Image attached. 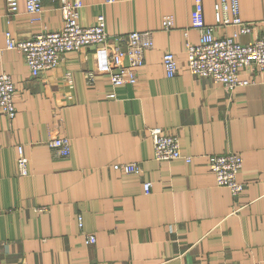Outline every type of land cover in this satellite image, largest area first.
Returning a JSON list of instances; mask_svg holds the SVG:
<instances>
[{"label": "crops", "instance_id": "1", "mask_svg": "<svg viewBox=\"0 0 264 264\" xmlns=\"http://www.w3.org/2000/svg\"><path fill=\"white\" fill-rule=\"evenodd\" d=\"M71 1L41 0L42 11L29 13L18 0L8 17L0 0V73L16 89L14 117L0 113V263L264 264V72H244L254 80L231 91L189 72L185 40H198L194 0H82L81 25L102 13L111 36L151 32L137 81L112 85L99 69L107 56L93 46L33 78L22 54L4 48L5 32L22 40L59 29L60 7ZM201 1L214 35H231L233 26L216 24L219 0ZM238 4L242 20H264V0ZM256 31L237 39L248 42ZM166 51L178 62L173 76L162 65ZM88 70L97 72L92 84ZM148 127L176 134L191 160L155 159ZM58 134L70 138L66 157L46 143ZM19 145L27 174L17 169ZM229 150L243 158L245 186L236 196L215 183L207 164L208 154ZM115 162H139L142 171L115 170ZM143 181L151 182L148 193ZM85 233L95 242L85 243Z\"/></svg>", "mask_w": 264, "mask_h": 264}, {"label": "built area", "instance_id": "2", "mask_svg": "<svg viewBox=\"0 0 264 264\" xmlns=\"http://www.w3.org/2000/svg\"><path fill=\"white\" fill-rule=\"evenodd\" d=\"M115 0H104L112 3ZM82 0L64 2L60 9L63 24L59 29L45 30L31 37L18 40L10 31L5 32V49H15L20 52L27 65L30 75L38 78L44 71L54 68L64 54L79 50L82 47L93 46L107 56L105 65L99 66L102 74L106 75L112 85L122 83L134 84L137 81L136 70L144 64L145 51L153 47L150 31L133 30L128 33L109 35L106 32L105 17L98 14L92 25L84 26L78 21L79 8ZM29 13L42 11L41 0H25ZM6 15L13 16L18 11V0H5ZM216 24L233 26L234 31L228 36H215L213 26L204 22L201 0H194L190 12V25L198 32V40H185L186 67L189 72L200 78H209L220 84L225 90L231 91L236 87L246 86L254 77L244 72H264V20L244 21L239 16L238 0H219L214 4ZM229 10L230 16L222 11ZM162 26L168 29L173 26L170 15L164 16ZM256 31L255 37L248 42H240L237 37ZM187 36V32H185ZM2 48H0L1 52ZM126 61V62H125ZM162 65L168 76H173L178 67L177 59L171 51L162 55ZM97 72L88 70L86 81L92 84ZM69 74H67L68 76ZM15 84L6 73H0V113L11 120L16 112L14 96ZM107 96L113 97L111 92ZM146 134L151 138L153 156L157 160L182 158L189 162L191 156L182 152L179 138L174 133L166 132L161 127H148ZM52 154L56 157H66L70 154V138L67 135H55L46 140ZM20 174H27V158L18 146L16 158ZM207 164L215 177V183L227 187L236 196L244 188L245 183L238 179V172L243 165L242 156L235 151L213 153L207 155ZM115 170L126 173L140 174L142 167L139 162H115L111 164ZM144 192L148 193L151 182L143 181ZM81 225V217H78ZM84 241L94 243L93 233H85ZM0 264H25L13 262Z\"/></svg>", "mask_w": 264, "mask_h": 264}]
</instances>
